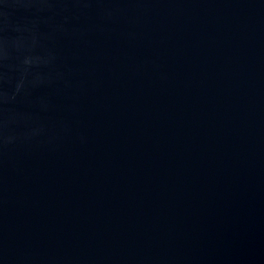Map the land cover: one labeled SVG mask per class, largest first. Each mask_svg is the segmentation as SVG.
Listing matches in <instances>:
<instances>
[{
    "label": "water",
    "instance_id": "1",
    "mask_svg": "<svg viewBox=\"0 0 264 264\" xmlns=\"http://www.w3.org/2000/svg\"><path fill=\"white\" fill-rule=\"evenodd\" d=\"M0 264H264V0H0Z\"/></svg>",
    "mask_w": 264,
    "mask_h": 264
}]
</instances>
